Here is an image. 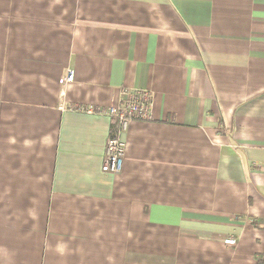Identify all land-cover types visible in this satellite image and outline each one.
<instances>
[{"label":"crops","instance_id":"obj_1","mask_svg":"<svg viewBox=\"0 0 264 264\" xmlns=\"http://www.w3.org/2000/svg\"><path fill=\"white\" fill-rule=\"evenodd\" d=\"M0 264H264V0H0Z\"/></svg>","mask_w":264,"mask_h":264},{"label":"built area","instance_id":"obj_2","mask_svg":"<svg viewBox=\"0 0 264 264\" xmlns=\"http://www.w3.org/2000/svg\"><path fill=\"white\" fill-rule=\"evenodd\" d=\"M75 72L69 70L63 78L64 84L73 83ZM152 97L146 90H137L117 105L101 111L114 121L113 130L107 143V151L102 171L106 174H118L124 164L126 143L122 141V134L126 133L134 120H150L152 115ZM90 111V110H89ZM229 245H236L237 240L227 239Z\"/></svg>","mask_w":264,"mask_h":264}]
</instances>
